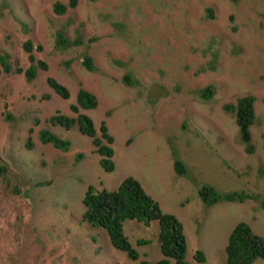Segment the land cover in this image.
Returning a JSON list of instances; mask_svg holds the SVG:
<instances>
[{
    "label": "rangeland",
    "instance_id": "rangeland-1",
    "mask_svg": "<svg viewBox=\"0 0 264 264\" xmlns=\"http://www.w3.org/2000/svg\"><path fill=\"white\" fill-rule=\"evenodd\" d=\"M71 1L0 0V54L26 70L23 44L32 40L42 46L35 57L48 65L31 83L0 65V167H7L0 172V264H139L83 221L90 186L115 191L130 177L181 221L189 264H201L197 251L206 264H225L238 223L264 237V0H77L64 15L54 12ZM86 57L93 71L83 66ZM48 77L70 98L56 94ZM209 87L214 96L204 99ZM81 89L98 105L80 112L99 137L103 123L114 137L104 141L114 150L112 172L77 125L50 121L76 117L70 106ZM246 96L256 99L250 143L225 109ZM42 130L70 149L43 144ZM203 187L248 197L210 206ZM124 231L142 260L164 259L156 221H126Z\"/></svg>",
    "mask_w": 264,
    "mask_h": 264
},
{
    "label": "trees",
    "instance_id": "trees-1",
    "mask_svg": "<svg viewBox=\"0 0 264 264\" xmlns=\"http://www.w3.org/2000/svg\"><path fill=\"white\" fill-rule=\"evenodd\" d=\"M231 1L236 2L238 0ZM76 5L77 0H72L69 6L58 2L54 5L53 10L57 15H64L70 7L74 8ZM62 43L63 40L60 39L59 45ZM23 49L28 55L29 68L26 70L22 68L14 69L11 56L6 52L0 54V65L5 75L11 73L24 75L26 81L31 83L38 77L39 70L48 71V65L44 61L37 60L34 54L36 49L41 51L42 46H36L32 40H27L23 44ZM83 66L93 71V59L86 57L83 60ZM47 84L63 99L70 98L68 89L57 79L48 77ZM202 96L204 99H211L214 96V88H207L202 92ZM44 97L49 98V95ZM255 103V97L246 96L239 99L236 106L229 105L225 107L228 112L235 115L242 140L246 143H250L252 140L250 129L256 121ZM97 105V98L81 89L78 94V102L70 106V110L76 114V117L57 114L50 121L54 125L62 126L67 130L77 125L81 133L93 139L96 152L102 156L101 165L104 170L112 172L115 169L112 161L114 150L104 141L112 144L114 137L109 134L105 123L101 127L102 136L99 137L93 120L88 115L80 112V108L90 109L95 108ZM6 118L10 122L14 121L11 114H8ZM40 141L43 144H52L63 151L70 149L68 140H63L56 134L46 130L40 132ZM28 146L31 147L33 144L30 143ZM248 151L253 152L254 148L249 147ZM6 170L7 167H0V172ZM175 171L177 175L184 176L187 169L180 160H175ZM199 195L202 201L210 206L219 202L244 201L248 197L243 192L220 194L213 187H203L199 190ZM83 204V221L93 228L104 230L115 249L126 253L131 259L139 261V264H173L172 261L174 264H189L186 260L188 244L183 224L174 215L165 213L159 203L148 195L139 181L133 177L122 181L115 191H100L90 186L83 199ZM261 208L264 209V199L261 202ZM126 221H138L145 225H150L151 222L156 221L159 227V248L164 259L154 263L142 260L125 235L124 223ZM138 243L146 244V241H139ZM226 255L227 262L225 264H252L259 259H264V237L255 234L248 224L238 223L228 237ZM194 257L201 264L207 263V258L202 251H197Z\"/></svg>",
    "mask_w": 264,
    "mask_h": 264
}]
</instances>
